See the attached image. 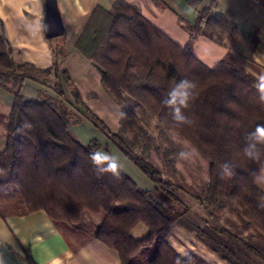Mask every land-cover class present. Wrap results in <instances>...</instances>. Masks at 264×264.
<instances>
[{"label":"trees","instance_id":"obj_1","mask_svg":"<svg viewBox=\"0 0 264 264\" xmlns=\"http://www.w3.org/2000/svg\"><path fill=\"white\" fill-rule=\"evenodd\" d=\"M188 2L198 9V17L195 24L181 20L191 34L184 47L149 22L136 4L117 0L111 10L98 6L93 11L77 48L101 72L104 89L125 114L117 133L87 106L69 73L60 71L63 46L54 51L52 69L18 62L0 22V88L8 90L25 78L41 80L53 74L54 91L62 97L30 100L19 90L14 92L12 111L5 118V148L0 150V218L43 210L56 225L79 228L85 212L103 214L92 235L116 250L122 264H202L199 256H182L168 243L173 220L151 192L122 169L118 176H98L89 159L98 143L85 145L69 130L70 124L89 118L163 190L169 183L161 178V171L125 140L146 133L134 107L139 104L209 161L210 181L200 202L218 206L226 195L247 222L264 234V207L260 206L264 189L257 184L264 172V157L254 161L243 154L245 134L264 124V103L254 87L258 77L226 60L210 68L196 58L193 46L198 36L224 44L237 40L241 32L234 12L215 13L218 0H211L204 9L198 8V0ZM181 79L197 84L194 99L184 109L191 124H177L162 103ZM68 88L71 101L66 96ZM225 163L231 165V176L223 174ZM138 224L148 228L142 238L133 236ZM198 237L228 264L240 263L226 238L241 243L264 264V250L227 229H200ZM26 261L36 264L30 256Z\"/></svg>","mask_w":264,"mask_h":264},{"label":"crops","instance_id":"obj_2","mask_svg":"<svg viewBox=\"0 0 264 264\" xmlns=\"http://www.w3.org/2000/svg\"><path fill=\"white\" fill-rule=\"evenodd\" d=\"M57 1L64 24V34L48 40L43 27L47 10L45 0H0V22L4 28L6 41L14 49L18 62L33 64L41 70L54 67L56 61L54 51L63 46L64 55L60 56L58 64L60 71L69 73V77L87 106L104 121L110 131L117 133L120 131L122 118L120 113L123 110L104 89L101 72L77 48L93 11L98 6L111 10L117 0ZM125 1L136 4L149 22L181 47L189 43L191 34L182 25L181 20L195 24L198 9L194 8L188 0ZM198 1L199 9H204L211 3V0ZM218 2L215 13L234 12L241 34L237 40H227L224 44L200 35L194 42V55L210 68H214L224 60L243 64L248 68L247 71L259 78L264 75V0H218ZM56 81L55 75L52 74L41 80L25 78L17 87L12 83L8 90L0 88V114L4 116V122L0 123V150L5 148L7 134L5 118L12 111L14 92L19 90L30 100L61 99L57 91H54ZM66 92L67 98L71 101L70 88L66 89ZM142 114L147 119L156 118L148 111ZM69 130L85 145L91 144L95 140V135L102 132L87 117H82L79 123L70 124ZM141 139L143 137L136 136L133 139L134 145H142L141 153L148 157L150 153L146 148L147 145L142 144ZM118 156L123 165L121 169L136 183L134 175L143 181L146 185L145 189L157 187L148 176L142 175L145 173L125 154H122V151ZM89 220L94 224L92 227L59 226L43 210L0 218V264H29L26 261L28 256L36 264H122L116 250L104 245L92 235L101 219L96 217ZM180 227V230L176 229L178 233L174 236L176 240H168V243L180 255L188 256L190 249L196 246L193 238V236L197 237L196 231L194 232V228L191 230L188 228V230L184 226ZM213 253L208 251L211 258ZM217 258L214 261L228 264L220 257Z\"/></svg>","mask_w":264,"mask_h":264},{"label":"rangeland","instance_id":"obj_3","mask_svg":"<svg viewBox=\"0 0 264 264\" xmlns=\"http://www.w3.org/2000/svg\"><path fill=\"white\" fill-rule=\"evenodd\" d=\"M231 64L243 67L245 71L248 69L240 63ZM134 107L137 109L138 114H140L142 127L146 130L145 134L138 133L139 138L143 137L141 139L142 144L147 145L146 148H148V152L150 153L145 158L148 159H146L148 163L150 162L151 165H154L161 171V178L169 184L163 190L157 189V187L148 190L145 189L146 185L142 180L140 181L135 175L134 179L140 188L151 192L156 204H159L168 213V216L172 218L173 224L172 228H170L168 240H176L174 236L178 235L176 229L180 230V226H184L185 229L189 228L190 230L194 228L197 236L196 238L193 236L196 246L192 247L187 255L194 254L199 256L202 264L222 263L214 261L218 259L217 257H220L215 252L213 253V258L208 254V251L211 252L212 249L198 237V231L200 229H227L239 238H242V240L253 244L257 249L263 251L264 234L256 226H252L247 222L241 214L238 205L230 200L229 197L222 195L218 206H205L200 202L199 197H202L205 190H207L206 188L210 181V163H208L209 161L201 152L197 151L188 141L180 138L175 131L162 126V123L157 117L153 120L144 117L142 113L146 111L145 108L139 104H136ZM133 139L134 136L132 135L125 138L131 147L134 146L135 141ZM92 142L98 143V150L109 152L116 156L121 155V151L115 147V144L110 141L108 136L103 134V131L97 133L95 140ZM141 147L142 145L139 144L135 147V153L139 156H143ZM181 151L189 152L191 155L186 159H182L178 155ZM133 169L135 170L136 168ZM135 171L140 173L139 170ZM142 175L144 177L147 176L146 174ZM261 176H264V172ZM257 181L258 187L264 189V180L259 179ZM96 217L101 219L100 224L103 214L94 215L85 212L82 216L80 226L83 225L85 228L92 227L94 224L89 219L93 220ZM147 229L144 224H138L133 232V236L135 238H142L148 233ZM195 239L197 240L195 241ZM226 240H228L232 247L235 248L236 253H238L240 264H263V262L252 255L241 243L229 240V238H226Z\"/></svg>","mask_w":264,"mask_h":264},{"label":"clouds","instance_id":"obj_4","mask_svg":"<svg viewBox=\"0 0 264 264\" xmlns=\"http://www.w3.org/2000/svg\"><path fill=\"white\" fill-rule=\"evenodd\" d=\"M261 103H264V75L259 76L258 80L254 84ZM197 88V84L189 79H181L170 89L166 98L162 103L171 110V116L173 121L177 124H191L192 122L184 114V109L189 107L190 101L194 99V90ZM125 114L120 113L123 117ZM243 154L250 160H260L264 157V124H258L254 130L249 131L244 137ZM179 157L182 159L188 158L191 153L181 151ZM89 159L94 167V170L98 176H102L107 173H111L114 176H118L123 165L120 159L115 154L105 152L102 150H96L89 154ZM223 174L231 176L233 174L231 165L225 163L222 165ZM258 179L264 180V176ZM264 207V203L260 205Z\"/></svg>","mask_w":264,"mask_h":264},{"label":"water","instance_id":"obj_5","mask_svg":"<svg viewBox=\"0 0 264 264\" xmlns=\"http://www.w3.org/2000/svg\"><path fill=\"white\" fill-rule=\"evenodd\" d=\"M47 10L44 19V31L47 39L60 37L64 34V24L58 7L57 0H45Z\"/></svg>","mask_w":264,"mask_h":264}]
</instances>
